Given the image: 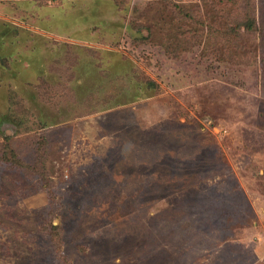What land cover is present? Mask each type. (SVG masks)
<instances>
[{
	"label": "rangeland",
	"instance_id": "rangeland-1",
	"mask_svg": "<svg viewBox=\"0 0 264 264\" xmlns=\"http://www.w3.org/2000/svg\"><path fill=\"white\" fill-rule=\"evenodd\" d=\"M235 1L0 0V264H264V2Z\"/></svg>",
	"mask_w": 264,
	"mask_h": 264
},
{
	"label": "trees",
	"instance_id": "trees-1",
	"mask_svg": "<svg viewBox=\"0 0 264 264\" xmlns=\"http://www.w3.org/2000/svg\"><path fill=\"white\" fill-rule=\"evenodd\" d=\"M240 0H236L234 5H236V7L241 9V3L237 4V2ZM245 3V6L248 5V3L250 2V0H242ZM264 0H256L255 1V7H256V12H259L258 10H261L262 4H263ZM263 18V17H262ZM257 16H254V13L249 12V14H246L243 18V21L241 22V26L245 29L246 32H258V31H264V25L262 23V20ZM264 20V18H263ZM142 86V85H141ZM153 86V82H148V89L151 88ZM140 87V86H139ZM141 89V88H139ZM147 89V90H148ZM142 90V89H141Z\"/></svg>",
	"mask_w": 264,
	"mask_h": 264
}]
</instances>
